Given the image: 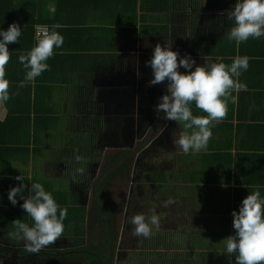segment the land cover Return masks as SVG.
<instances>
[{
    "label": "crops",
    "instance_id": "obj_1",
    "mask_svg": "<svg viewBox=\"0 0 264 264\" xmlns=\"http://www.w3.org/2000/svg\"><path fill=\"white\" fill-rule=\"evenodd\" d=\"M16 1L18 4L14 9L19 10L20 18L31 14V4L28 3L40 2V0ZM57 1L47 0L46 6L51 16L57 13ZM60 4L62 7L60 13L63 15L60 19L63 22L60 23L62 27L57 31L64 40L61 48H54L53 56L46 61L49 65L48 70L42 72L31 83H26L23 88H19L18 85L24 78L22 76L25 75L24 68L22 75L11 74L9 75L11 78L8 76L9 80L6 79L12 84L9 86L12 99L9 102L17 103L20 108H26L27 103L31 104L36 100L41 109L54 107L59 120L54 126L56 128L51 129L54 120L38 113L41 118H37L35 122L36 132L33 120L30 122L31 138L30 143L27 144L29 148L27 155L23 151L19 158L0 162V171L26 177L29 184L39 182L49 188L54 186L56 190L66 191V182L63 180L64 169L61 165H54L49 169L47 163L63 162L71 145L70 138L79 136L78 128L79 125L80 128L82 126L76 118L77 105L101 103L106 106L114 104L116 98L126 103L131 100L133 104L134 96L132 92L129 93L133 87H144L149 90L157 86L158 84L149 85L152 70L145 63L150 59L152 49L157 43L163 46L165 42H170L171 47L181 54L186 39L192 41L193 38L199 37L197 42L200 44L206 33L212 32L213 37L208 44L195 50L200 56L195 61L196 64H203V57L210 55L213 62L219 63L224 58L213 55L215 40L218 37L217 30L219 37L226 38L225 34L231 25L225 20L227 19L225 13L223 16L220 15L224 18L220 22H206L209 20L207 14L209 12L213 14L214 7L218 8L217 4L214 6L213 0H203L195 13L197 15L195 18L192 17V0H60ZM220 8L227 9L221 4ZM23 21L25 36L32 35L35 42L37 24L31 25L30 21ZM245 44L253 52L260 54L259 59L252 65L249 59L247 71L242 72L238 78L239 81L246 83L247 90L238 94L233 93L237 96L236 102H228L226 116L220 122H214L215 126L211 128L212 135L207 149L195 153L190 151L189 158L191 162L193 159L192 170H195L197 167L193 168L194 163L196 165L198 162L210 159L208 154L213 155L217 148L222 160L227 152L232 153L235 159L232 160L230 168L231 192L235 187H241V200L250 191L257 189L264 195V37L249 38ZM22 51L27 53L29 50L26 52L22 49ZM180 56L177 57L178 61ZM237 56L240 55L237 53L235 57ZM250 56L255 55L251 53L248 58ZM88 90H96V92L94 94ZM6 114L5 102H0V120H3ZM82 121L87 122L86 119ZM7 131L5 135L7 137L25 134L26 126L12 125ZM0 132L1 139L3 131ZM60 133L62 139L53 144L55 134ZM36 137L39 138V143H36ZM53 146L57 149L48 157L39 158L43 148ZM240 152L243 154L241 159ZM202 153H205L204 157ZM37 155L38 160H35ZM248 167L254 171L249 178L251 181L245 182L247 176L243 170ZM198 177L199 180L192 179L188 182L192 188L190 194L201 199L216 196L219 192L218 184L210 179L212 175L203 177L198 175ZM51 179H54L53 185L50 184ZM231 198L234 199V194ZM201 214L207 217L215 213L202 211ZM189 217L192 218V214ZM231 229L234 230L232 226Z\"/></svg>",
    "mask_w": 264,
    "mask_h": 264
},
{
    "label": "flooded vegetation",
    "instance_id": "obj_2",
    "mask_svg": "<svg viewBox=\"0 0 264 264\" xmlns=\"http://www.w3.org/2000/svg\"><path fill=\"white\" fill-rule=\"evenodd\" d=\"M213 1L214 6L231 8V0ZM192 17L197 15L193 13ZM207 19V23L224 20L210 12ZM206 34L200 44L197 38L195 45L186 39L181 56L195 57V50L205 47L213 37L212 32ZM166 84L167 80L149 90L133 87L129 91L134 96L133 104L131 100L126 103L116 98L114 104L106 106L77 105L76 118L82 126L78 128L79 136L73 137L63 162L47 163L49 169L61 165L63 174H69L65 183V206L70 215L68 232L39 252L29 253L21 240L10 241L0 224V264H210L206 249L196 245L198 239L205 238L199 228L210 230L202 219L192 227L187 241L180 237H176L180 242L175 238L166 241L170 232L164 228L166 220L175 223L178 231L181 210L183 216L191 215L183 205L185 197L179 198V185L184 179L189 182L186 173L192 169L190 156L172 144L173 134L181 130L179 124L163 119V112H154V106L166 92ZM77 155L81 157L80 163L75 161ZM180 155L184 157L182 161L177 160ZM85 166L84 174L76 172L78 167ZM169 199L173 203L165 206ZM135 214L159 218L150 236L132 235L129 221ZM186 248L194 252L193 260L192 253L189 259L179 257V252ZM220 256L223 258L222 252ZM231 260L235 264L234 255Z\"/></svg>",
    "mask_w": 264,
    "mask_h": 264
},
{
    "label": "clouds",
    "instance_id": "obj_3",
    "mask_svg": "<svg viewBox=\"0 0 264 264\" xmlns=\"http://www.w3.org/2000/svg\"><path fill=\"white\" fill-rule=\"evenodd\" d=\"M226 17L231 25L225 34L229 42L239 45L249 38L264 37V0H236L227 10ZM61 27L58 23L51 25L38 36L27 53L18 56L19 63L25 69L19 88L48 70L46 61L53 56L54 48L60 49L63 44L64 38L57 31ZM20 36L21 27L15 22L9 24L7 29L0 28V102L6 103L10 99L9 83L4 78V66L9 61L8 44L19 41ZM179 55L170 42H165L163 46L157 43L145 63L152 70L149 85L167 80L166 92L154 106V112H163V119L179 124L181 130L173 134L172 144L180 152L188 154L190 151L195 153L207 149L214 122L218 123L226 116L228 102H236L237 96L232 93L247 90L246 83L238 78L247 71L249 58L237 56L226 65L213 62L211 56L206 55L203 64H196L191 56H180L178 61ZM179 68L186 71L181 72ZM192 104L205 115H194L190 107ZM75 161L80 163L81 157L77 155ZM76 172L84 174L86 166L78 167ZM15 179L24 180L21 175ZM28 192L29 195L25 196L23 182L8 190L10 203L15 206L19 197L23 201L20 207L31 218V225L21 222L20 218L14 219V230L10 236L21 240L27 252L37 253L61 237L67 210L59 207L41 183L32 182ZM171 203L173 201L169 199L165 201V206ZM232 217L235 231L220 240V252L234 255L235 264L264 262V195L260 190L250 191L240 202L238 211H232ZM129 223L133 226L132 235L148 237L152 234V228L158 226L159 218L156 215L146 218L144 214H135Z\"/></svg>",
    "mask_w": 264,
    "mask_h": 264
},
{
    "label": "trees",
    "instance_id": "obj_4",
    "mask_svg": "<svg viewBox=\"0 0 264 264\" xmlns=\"http://www.w3.org/2000/svg\"><path fill=\"white\" fill-rule=\"evenodd\" d=\"M44 1L40 0V2H30L28 4H31V9L30 12L31 14H28L30 16H25L24 18L18 17V14L20 13L18 9H14L15 6L18 4V1L16 0H0V28L7 29L8 25L15 22L21 27V36L19 37V41L17 42H12L8 44V49H9V61L8 63L4 66V78L8 79V76L11 74H23V67L20 66L19 61H18V56L22 53H24L23 50H30L36 41L34 42L33 36H25V32L23 31V20H27L28 22L30 21L31 25L34 24H43L45 22L50 23L49 28L53 24H60L63 22L60 18L63 17L61 15L60 11L62 10L60 0H58L57 6V13L55 12L54 15H50L47 10V0L45 1L46 3L43 4ZM203 0H192V14L197 12V9L199 6H201ZM236 0H231L230 7H232L235 4ZM40 6V8H39ZM46 12V14H45ZM48 13V14H47ZM74 23L76 20H72ZM66 28V27H65ZM67 29V28H66ZM24 35V36H23ZM37 40V39H36ZM34 42V43H33ZM247 41L242 42L239 45H236L235 42H229L227 38H221L216 37L215 40V47L213 49V55H219L222 58V61L219 63H224V64H230L232 62V59L235 58L237 53L240 56H249L251 53H253L255 56H250L249 59H251V65L253 62L257 61L259 53L253 52L249 46L245 43ZM11 64L13 66H11ZM8 67V70L6 68ZM17 76V75H16ZM20 76V75H18ZM24 77V74L22 75ZM11 78V76H9ZM15 81V80H14ZM12 81V82H14ZM9 86H12L11 82L9 83ZM234 93V92H233ZM232 93V95H233ZM235 94V93H234ZM12 99L10 98L6 103L5 106L7 108V114L3 120H0V131L2 130V138L0 139V162L10 160L12 158H19L24 151L25 155H27V152L29 151V148L27 146L28 143H30V138H31V133H30V127H31V120H33V124L35 127V132H36V120L37 118H41L38 113H42L44 115H47L51 120H54V123L51 125V129L56 128L54 127L59 118L55 114L56 110L54 107L49 106L47 109H41L39 104L36 102V100L31 104L27 103L26 108H20L18 104L14 102H9ZM191 110L194 115H205L201 110L197 109L194 104L191 106ZM33 113V117H31V114ZM26 126V131L25 134H20V135H10V136H5L6 133L8 132V128L10 126ZM231 125V124H230ZM1 134V132H0ZM38 137L35 138L36 143H39ZM231 145V142H229V146ZM232 146V145H231ZM230 146V147H231ZM229 147V148H230ZM227 148V149H229ZM189 156L191 155L190 152L188 153ZM205 153H202L204 157ZM210 159H205L203 160L207 162L203 166L204 168V173L207 175H212V178H210L213 182L218 184V193L214 197H206L201 199L200 197H195L192 195V198L185 197L183 202L184 207L189 209L191 206L192 208H195V213L192 214V217L195 218L191 222L190 217H187V224L186 221L182 222L180 218L179 223V230L178 231H170L167 234L166 241L170 240L171 238H175L177 241H187L190 235H192V227L196 226L193 224L198 223L199 219H202V224L206 223L209 227L210 230L207 232L206 229L199 228L202 234L205 236V238L201 241L197 240L199 245H197L199 248H204L206 251L207 258L208 257H215L220 255V250L222 248V244L218 238H225L230 234H233L235 230L231 229L232 226V211L239 209L240 202L242 201L240 199V194L242 192L241 187H235L233 192H231V178L232 175L230 173V168L232 164V160L235 159L232 155V153L227 152L226 157L222 160L220 157V151L218 148L216 151L212 154H208ZM241 152L239 153L240 159L242 158ZM226 160V161H225ZM244 174H246V179L244 180L245 182L251 181L249 178H251L253 169H250V167L246 168L243 170ZM202 170H192V179L193 181L199 180L198 175H201ZM237 175V174H236ZM18 175H12L10 173H7L6 171H0V224L1 228L4 229V232L8 239L12 242H18L19 239L13 238L10 236V233L14 230L13 229V223L12 221L14 219L20 218L21 222H25L31 225V218L24 213V210L20 207V204L23 202L19 197L17 199V204L14 206L10 203L7 197V193L10 187L16 186L23 182L25 184V196L29 195L28 188H30V184L28 182V178L23 177V181H18L15 179V177ZM216 177V178H215ZM192 179H188L191 180ZM237 182V179H235ZM39 183V182H38ZM222 183V184H220ZM46 191H49L50 194L53 196L55 199L56 203L59 205L60 208H65L67 210L66 218L63 221L64 225V232L62 233L61 237L65 235L68 232V227L70 223V215H68V208H66L65 204L68 202L67 200V192L66 191H61V190H56L57 188H49L47 185L42 183ZM234 194V199L232 200V195ZM196 205H199L200 208L196 209ZM203 206V207H202ZM202 207V208H201ZM202 211L204 212H213L215 213L214 215L210 214V216H203L201 213ZM188 226V230H187ZM186 231V232H185ZM207 234H213L212 238L211 236ZM202 235V236H203ZM60 237V238H61ZM176 237H180L176 238ZM59 238V239H60ZM81 245L80 247H82ZM84 247V246H83ZM192 253V260L195 257L194 252L186 250H182L179 252V257L180 258H187L191 256L190 254ZM167 257L164 256V259ZM229 258V257H228ZM223 253V258H221V261L224 263H228L229 260ZM163 259V260H164ZM213 259V258H212ZM217 263L218 261H214L213 263ZM228 264H233V263H228Z\"/></svg>",
    "mask_w": 264,
    "mask_h": 264
},
{
    "label": "rangeland",
    "instance_id": "obj_5",
    "mask_svg": "<svg viewBox=\"0 0 264 264\" xmlns=\"http://www.w3.org/2000/svg\"><path fill=\"white\" fill-rule=\"evenodd\" d=\"M42 1H44L43 2V4L44 3H46L45 1L46 0H42ZM217 9H214V12H213V15L214 16H220V15H224V13L226 14V12H227V10H229V9H222V8H220V5L219 4H217ZM224 8V7H223ZM194 38H193V43H194V45H195V42H194ZM198 54L199 53H197L196 52V56L193 58L194 60L195 59H198V58H200V56H198ZM180 55H183V54H180ZM83 91V90H82ZM63 108V107H62ZM58 135V138H56V136ZM62 139V136H61V133L60 134H55V137L53 138V140H52V143L53 144H55V143H57V142H59L60 140ZM70 141H72V142H74V140H73V138H70ZM70 148V147H69ZM50 149H51V151H50ZM57 148H55L54 146L53 147H51V148H43L42 149V152L43 153H40L39 154V158L40 157H48L49 155H50V153H52L53 152V150H56ZM42 154H43V156H42ZM179 158H177V160L179 161V159H180V161H182L183 159H184V157L183 156H178ZM35 160H38V155H37V159H35ZM192 162H194L193 161V159H192ZM205 164H207V162L206 161H204V162H201V163H197L196 165H195V163H194V165H193V168H195V167H197V170H202V172H201V177H203V176H207V174L206 173H204V168H203V166L205 165ZM192 165V163H190V166ZM52 177L54 178V175H52ZM186 177L188 178V179H192V169H189L188 171H187V173H186ZM63 180L67 183V181H69V174L66 172L65 174H64V177H63ZM53 183H54V179H51L50 180V184H52L53 185ZM51 185V186H52ZM188 185V186H187ZM180 189H179V191H180V194H179V198L182 200V199H184V197H190V198H192V194H189V190H192V188H191V185L187 182H185V179L183 180V183H181L180 185ZM52 187H54V186H52ZM55 188V187H54ZM190 188V189H189ZM189 189V190H188ZM185 194V195H184ZM197 206L198 205H196V209H197ZM189 210H190V213L191 214H194L195 213V211H197V210H195V208H192V206L189 208ZM178 214H179V212H178ZM187 216H183L182 215V210H181V221L182 222H184V221H186V224H187V218H186ZM171 219V218H170ZM191 219V222L193 221V220H195V218H190ZM166 222H167V224H165V225H167L166 227H164L165 228V230H166V232H169V231H176L177 230V227L174 225L175 223H171L170 222V220H166ZM178 223H179V221H178ZM181 223V222H180ZM177 224V223H176ZM193 224L194 225H198L197 223H194L193 222ZM187 230H188V226H187ZM206 231H207V228H206ZM207 235H209V236H211L212 237V235L213 234H207ZM219 240H222V238H218ZM200 243H198L197 241H196V245H199ZM187 249V248H186ZM225 256L228 258V260H229V262L228 263H233V262H231L232 260H231V256L230 255H227V254H225ZM213 258V259H212ZM208 259H209V261H210V264H223V263H221V256L220 255H218V256H215V257H208ZM211 260H212V262H211ZM214 261H218L217 263L215 262V263H213ZM196 262V261H195ZM228 263H224V264H228Z\"/></svg>",
    "mask_w": 264,
    "mask_h": 264
},
{
    "label": "built area",
    "instance_id": "obj_6",
    "mask_svg": "<svg viewBox=\"0 0 264 264\" xmlns=\"http://www.w3.org/2000/svg\"><path fill=\"white\" fill-rule=\"evenodd\" d=\"M49 26L46 24H37L35 28V38L37 39L38 36L45 30H48Z\"/></svg>",
    "mask_w": 264,
    "mask_h": 264
},
{
    "label": "water",
    "instance_id": "obj_7",
    "mask_svg": "<svg viewBox=\"0 0 264 264\" xmlns=\"http://www.w3.org/2000/svg\"><path fill=\"white\" fill-rule=\"evenodd\" d=\"M198 32H200V30H199ZM198 38H199V37H197V39H198ZM152 91H153V90H152ZM152 91H151V92H152ZM159 92H160V91H159Z\"/></svg>",
    "mask_w": 264,
    "mask_h": 264
}]
</instances>
